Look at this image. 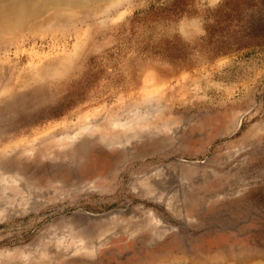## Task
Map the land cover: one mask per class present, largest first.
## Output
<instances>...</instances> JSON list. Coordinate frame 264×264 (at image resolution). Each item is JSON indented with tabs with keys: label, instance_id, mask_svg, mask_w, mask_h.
Returning a JSON list of instances; mask_svg holds the SVG:
<instances>
[{
	"label": "rangeland",
	"instance_id": "rangeland-1",
	"mask_svg": "<svg viewBox=\"0 0 264 264\" xmlns=\"http://www.w3.org/2000/svg\"><path fill=\"white\" fill-rule=\"evenodd\" d=\"M33 20L0 39V264H264V0Z\"/></svg>",
	"mask_w": 264,
	"mask_h": 264
},
{
	"label": "bare ground",
	"instance_id": "bare-ground-1",
	"mask_svg": "<svg viewBox=\"0 0 264 264\" xmlns=\"http://www.w3.org/2000/svg\"><path fill=\"white\" fill-rule=\"evenodd\" d=\"M94 1L101 0H0V39L43 15L51 5L78 6L84 3L88 5L89 2Z\"/></svg>",
	"mask_w": 264,
	"mask_h": 264
}]
</instances>
